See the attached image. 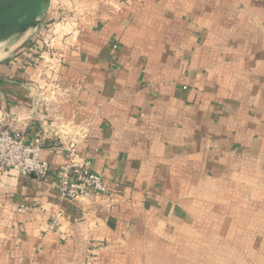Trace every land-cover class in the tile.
Listing matches in <instances>:
<instances>
[{
	"label": "crops",
	"instance_id": "0c3cea01",
	"mask_svg": "<svg viewBox=\"0 0 264 264\" xmlns=\"http://www.w3.org/2000/svg\"><path fill=\"white\" fill-rule=\"evenodd\" d=\"M48 3L0 42V125L52 169H0V264H264V0ZM60 136L107 193L60 197Z\"/></svg>",
	"mask_w": 264,
	"mask_h": 264
},
{
	"label": "built area",
	"instance_id": "2783aa9c",
	"mask_svg": "<svg viewBox=\"0 0 264 264\" xmlns=\"http://www.w3.org/2000/svg\"><path fill=\"white\" fill-rule=\"evenodd\" d=\"M49 86V89L46 86L37 88L38 102L45 106L62 93L60 84L52 83ZM49 95H53V98L48 97ZM53 147L66 152V160L56 172L61 198L75 202L108 192L104 177L93 170L92 159L79 153L76 138L60 136ZM42 148L43 143L26 142L21 133L0 125V169L14 168L22 175H34L43 179L52 169L50 164L41 158ZM25 210L26 207L23 206L21 211ZM61 214L58 212L51 228L58 229V217Z\"/></svg>",
	"mask_w": 264,
	"mask_h": 264
},
{
	"label": "water",
	"instance_id": "95a60500",
	"mask_svg": "<svg viewBox=\"0 0 264 264\" xmlns=\"http://www.w3.org/2000/svg\"><path fill=\"white\" fill-rule=\"evenodd\" d=\"M49 0H0V42L39 24Z\"/></svg>",
	"mask_w": 264,
	"mask_h": 264
},
{
	"label": "rangeland",
	"instance_id": "374dc122",
	"mask_svg": "<svg viewBox=\"0 0 264 264\" xmlns=\"http://www.w3.org/2000/svg\"><path fill=\"white\" fill-rule=\"evenodd\" d=\"M47 7H49V3H47V5H46L45 9H46ZM45 9H44V10H45ZM29 29H30V28H29ZM29 29H28V30H29ZM18 36H19V35H18ZM13 37H14V36H13ZM15 37H16V36H15ZM15 37H14V38H12V40H11V41H14V39H16ZM0 50H1V46H0Z\"/></svg>",
	"mask_w": 264,
	"mask_h": 264
}]
</instances>
